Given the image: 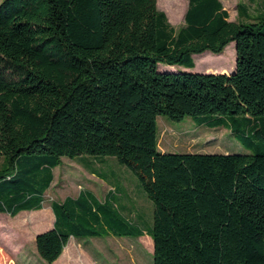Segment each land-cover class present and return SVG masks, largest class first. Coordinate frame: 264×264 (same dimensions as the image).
<instances>
[{
	"label": "trees",
	"instance_id": "1",
	"mask_svg": "<svg viewBox=\"0 0 264 264\" xmlns=\"http://www.w3.org/2000/svg\"><path fill=\"white\" fill-rule=\"evenodd\" d=\"M238 10L189 0L176 29L158 0H3L0 214L42 210L63 158L112 157L154 203V264H264V13ZM233 42L229 74L159 69ZM160 116L226 128L250 153H162ZM115 182L102 200L51 203L54 226L36 236L46 263L71 237L147 233L117 209Z\"/></svg>",
	"mask_w": 264,
	"mask_h": 264
},
{
	"label": "rangeland",
	"instance_id": "2",
	"mask_svg": "<svg viewBox=\"0 0 264 264\" xmlns=\"http://www.w3.org/2000/svg\"><path fill=\"white\" fill-rule=\"evenodd\" d=\"M3 0H0V3ZM228 11L231 21H238V5H244L251 17L264 13V0H220ZM171 24L179 29L184 25L183 12L187 0H158ZM235 43H231L222 55L211 52L195 55V68L159 65L161 72H192L209 74L233 70L236 64ZM173 67V68H171ZM227 69H226V68ZM173 69V71H172ZM158 126V150L162 153L196 154H248L250 151L226 128L198 126L190 118L172 121L160 116ZM88 157V156H87ZM91 164H81L80 159L63 158L54 169L55 180L45 195L44 207L40 211H23L15 217L0 214V264H48L38 254L36 236L51 228L54 216L53 201L63 202L67 196L74 197L81 188L93 189L100 198L106 195L105 185L99 179L115 182L122 192L117 209L125 212L130 221H138L147 232L141 237H109L103 235L87 240L91 255L78 260V264H154L153 240L148 233L154 224V203L143 189L137 175L127 166L112 157H91ZM105 159L102 163L99 160ZM0 166L3 167L2 162ZM95 170V175H92ZM116 177H115V176ZM152 241V242H151ZM91 256V257H90ZM63 264H66L65 262Z\"/></svg>",
	"mask_w": 264,
	"mask_h": 264
},
{
	"label": "crops",
	"instance_id": "3",
	"mask_svg": "<svg viewBox=\"0 0 264 264\" xmlns=\"http://www.w3.org/2000/svg\"><path fill=\"white\" fill-rule=\"evenodd\" d=\"M187 3H189V0H187ZM159 7H160V4H159ZM187 8H188V4L186 5V8H185V10H184V12H183V19H184V17H185V13H186V11H187ZM171 22H172V20H171ZM220 55H222V54H220ZM219 55V56H220ZM235 58H236V51H235ZM226 68V67H225ZM230 69H228V70H226V71H224V70H221V71H219V72H215V71H209L210 73H213V74H229L230 72H231V70H232V68L231 67H229ZM227 69V68H226ZM92 175H94V174H92ZM101 182H103V184H102V187L105 185V187H106V194L107 193H109L111 190H113L114 188H113V185L111 184V183H108L105 179H99ZM51 189V188H50ZM86 189H88V190H90L98 199H100V200H102V199H104V197L103 198H100L99 196H98V194L93 190V189H90V188H86ZM81 190H84V188H81ZM80 190V191H81ZM80 191L78 192V194L76 195V196H74V197H77L78 195H79V193H80ZM68 197V196H67ZM51 209H52V207H51ZM40 211V210H39ZM52 212H53V210H52ZM53 216H54V222H55V215H54V213H53ZM54 222H53V225L51 226V228H49V229H52L53 228V226H54ZM48 229V230H49ZM47 231V230H46ZM43 232H45V231H43ZM42 233V232H41ZM38 234H40V233H38ZM37 234V235H38ZM115 235H113V234H110L109 235V237H114ZM116 237H118V236H116ZM93 238H96V237H92V238H75V237H71V239L69 240V242H68V244H67V246L65 247V249H64V251H63V254L60 256V258L56 261V262H54L53 264H63L64 262L66 263V264H78L77 263V261L78 260H81L83 257H85V256H89V255H91L92 257H93V259L95 260V261H97L96 260V257L95 256H93V254H92V252L89 250V248H88V246H87V243H88V241L87 240H90V239H93ZM152 242V241H151ZM154 246V245H153ZM90 256V257H91Z\"/></svg>",
	"mask_w": 264,
	"mask_h": 264
}]
</instances>
